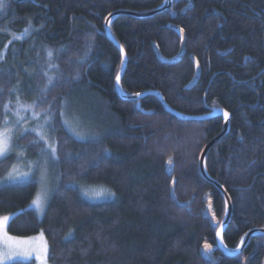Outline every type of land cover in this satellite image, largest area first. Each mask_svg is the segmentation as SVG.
Returning a JSON list of instances; mask_svg holds the SVG:
<instances>
[{"label": "trees", "instance_id": "1", "mask_svg": "<svg viewBox=\"0 0 264 264\" xmlns=\"http://www.w3.org/2000/svg\"><path fill=\"white\" fill-rule=\"evenodd\" d=\"M188 1L192 6L184 11ZM163 5L164 0H4L0 8V129L10 110L30 105L51 118L56 150L55 187L42 217L28 209L38 192L35 181L0 185V217L12 216V236L43 233L49 264L264 263L259 237L243 257L223 255L215 263L201 256L202 245L215 243L216 228L203 216L207 198L217 222L225 209L218 191L200 177L197 161L221 133L222 118L180 121L154 96L133 102L115 90L122 59L104 35L105 19ZM171 27L184 33L185 52L179 62L166 64L154 47L164 59L177 55L181 36ZM109 28L127 57L124 95L154 91L181 114L217 108L230 115L229 130L205 165L233 203L222 240L227 249H237L247 232L264 228V0H172L152 17L117 16ZM194 60L200 75L189 88ZM65 102L69 111L72 104L78 107L88 126L75 129L79 137L64 124ZM17 144L30 161L44 146L32 132ZM15 160L14 154L0 160V180ZM90 187L107 190L109 197L88 199L83 190Z\"/></svg>", "mask_w": 264, "mask_h": 264}, {"label": "rangeland", "instance_id": "2", "mask_svg": "<svg viewBox=\"0 0 264 264\" xmlns=\"http://www.w3.org/2000/svg\"><path fill=\"white\" fill-rule=\"evenodd\" d=\"M24 37V34H15L12 38L22 39ZM72 106L69 111L65 102L62 109V119L67 130L76 137H79L76 131L85 127L88 128V126L82 122L81 119L83 118L77 110L78 107H75L74 104ZM68 115L70 118H68ZM51 122V118L48 115L45 116L41 112L34 111L32 106L18 104L14 110L9 111V116L0 129V134L8 138L7 148L3 154H0V160L10 154L16 156V160L10 164L6 175L0 180V185L24 184L35 181L38 185V192L34 200H37L39 196L40 204L39 206L33 204V200L28 209L34 210L39 217H42L44 213L47 201L54 190L56 182V151L55 156H53L51 148H55V141ZM26 132L34 133L44 144L43 149L34 161L27 159L25 149L17 144V139ZM37 133H40V135ZM41 135L44 137L43 140L40 138ZM45 140L48 141V144H45ZM10 173L16 175L17 179H10ZM21 173H28L29 175L27 178H24L19 175ZM83 191L84 195L90 200L100 201L109 197L107 190L100 187H90ZM3 217H9L10 220L12 216L7 215ZM8 222L0 229V255L7 252H11L12 255L9 259L0 260V264H10L18 261L49 264L47 261L48 247L43 233L25 238L12 236L7 232ZM37 257H40V259H37Z\"/></svg>", "mask_w": 264, "mask_h": 264}, {"label": "water", "instance_id": "3", "mask_svg": "<svg viewBox=\"0 0 264 264\" xmlns=\"http://www.w3.org/2000/svg\"><path fill=\"white\" fill-rule=\"evenodd\" d=\"M176 1L179 2V1H182V0H176ZM171 5H172V0H164V5L162 7L158 8V9H156L154 11L148 12V13H132V12L118 11V12L111 13L105 19L104 25H103L104 35L108 39V41L110 43H112L117 48V50L120 53L121 59H122L121 67H120L119 73L117 75V77H119V80H117V77H116L115 84H114L115 85V90L125 100L133 101V102H138L139 100L143 99L146 96H154L155 98H157L160 101V103H161V105H162V107H163V109L165 110L166 113H168L169 115L175 117L176 119H178L180 121H184V122H187V121L200 122V121L208 120V119L213 118V117H222L223 118V129H222L221 133L219 135H217L216 137H214L212 140H210L205 145V147L202 149V151H201V154H200L199 159H198V170H199L200 177L205 182H207L210 185H212L220 193V196L222 197V199L224 201L225 214H224V218H223L222 222L220 223V225L218 226V228H217V230L215 232V242H216L215 248L219 249L220 252H222L224 255L237 256V255H239L242 252V250L245 247V245L249 242V240L253 236L261 235L264 231L262 229H258V228L251 229L249 232H247L245 234L244 241H242V243L239 245V248L235 252L229 251L227 248L224 247L222 237H223V233H224L225 229L227 228V226H228V224L230 222L233 206H232V202L230 200V197H229L228 193L226 192V190L223 188V186L220 183L216 182L214 179H212L209 176V174L206 172L205 162H206V158H207V155H208L210 149L214 146V144L216 142H218L228 132L230 116L227 115V118H226L225 115H224L226 112L221 110V109H212L210 111V113H208L206 115H185V114H181V113H179L177 111L172 110L166 104V102L164 101V99L162 98V96L158 92L149 91V92L141 93L139 95L126 96V95L123 94L122 90L120 89V82H121V78H122V75H123V72H124V69H125V66H126L127 57H126L124 49L113 38V36H112V34L110 32L109 26H110L112 20L115 17L120 16V15H126V16H130V17H135V18L152 17V16H154V15H156L158 13H161L163 10H166V9L170 8ZM191 6H192L191 2L188 1V7H186L184 9V11H187L188 9H190ZM171 28L172 29H176L179 32L180 36H181L180 47H179V51H178L177 55L174 58H172V59H164L160 55L158 49L156 47H154V50H155L157 58L161 62L166 63V64H175V63L179 62L182 59V57L184 55V52H185V35H184V33L181 30H179V29H177L175 27H171ZM194 64H195V75H194V77H193V79H192V81H191V83L189 85V88H191L194 84H196V82L199 79V75H200V68H199V65H198L196 60H194ZM136 108L139 109V106L136 105ZM142 113H143V111H142ZM167 170L169 171V173L171 172L169 164L167 165ZM173 189H174V184H171V187H170L171 197H172L173 202L176 203ZM181 206H185V204H181ZM203 216L206 219L212 221V218H211V215H210V211L207 208L205 209V211L203 213ZM218 232L220 233L219 236L217 235ZM200 252H201L202 256L205 259H210L211 256H212V251L209 248L206 249L205 245L201 246Z\"/></svg>", "mask_w": 264, "mask_h": 264}, {"label": "snow or ice", "instance_id": "4", "mask_svg": "<svg viewBox=\"0 0 264 264\" xmlns=\"http://www.w3.org/2000/svg\"><path fill=\"white\" fill-rule=\"evenodd\" d=\"M3 6H4V0H0V8H2ZM25 31H27V29H25ZM117 80H119V77H117ZM137 95H139V94H137ZM5 107H7V106H5ZM224 115L227 118L228 114L225 113ZM37 134L40 135V133H37ZM40 138L42 140L44 139V137L42 135L40 136ZM7 139L8 138L6 136H4L3 134H0V154H3L7 148ZM45 144H48L47 140H45ZM55 151H56L55 148L52 147L51 152H52L53 156H55ZM19 175L21 177L27 178L29 174L28 173H21ZM9 178L15 180V179H17V176L10 173ZM33 204L39 206V204H40L39 196H38L37 200L33 201ZM8 220H9V217L0 218V229H2L5 226V224L8 222ZM217 235L219 236L220 233L218 232ZM205 248L208 249V248H210V246L205 245ZM11 255H12L11 252L3 253L2 255H0V260L9 259L11 257ZM37 259H40V257H37Z\"/></svg>", "mask_w": 264, "mask_h": 264}, {"label": "flooded vegetation", "instance_id": "5", "mask_svg": "<svg viewBox=\"0 0 264 264\" xmlns=\"http://www.w3.org/2000/svg\"><path fill=\"white\" fill-rule=\"evenodd\" d=\"M184 12V11H183ZM212 109H217V108H209L208 109V111H206V113L205 114H202V115H206V114H208V113H210V111L212 110ZM229 115V114H228ZM230 116V115H229ZM213 118H215V117H213ZM222 118V117H221ZM210 119H212V118H210ZM209 120V119H208ZM222 120H223V118H222ZM206 121V120H205ZM205 168H206V165H205ZM208 195V194H207ZM232 206H233V203H232ZM208 209L209 211H210V215H211V218H212V221H210V220H208L209 222H210V224H211V226L213 227V228H216V230H217V228H218V226L220 225V223L222 222V221H220V222H217V219H215L213 216H212V206H211V200H210V198H207V201H206V203H205V209ZM224 209H225V207H224ZM258 229H262L263 231H264V228H258ZM225 232V231H224ZM224 234V233H223ZM253 237H259V238H262L263 240H262V242H263V247H264V232L261 234V235H255V236H253ZM253 237L249 240V242L250 241H252V239H253ZM249 242L245 245V247L249 244ZM204 245H209L210 246V250L212 251V256H211V259L209 260L210 262L211 261H214L215 263H217L219 260H220V258L224 255L222 252H220V250L219 249H217V248H215V245H216V242L214 243V244H210V243H205ZM245 247L243 248V250H242V252L239 254V255H237L236 257H243L242 256V254H243V252H244V249H245ZM233 250V249H232ZM231 250V251H232ZM253 254V253H252ZM252 254L249 256H247L248 258H251V256H252ZM201 256H202V254H201ZM227 256V255H226ZM228 257H231V256H228ZM236 257H231V258H236ZM247 257L245 258L244 257V260H246L247 259ZM206 261H208V260H206Z\"/></svg>", "mask_w": 264, "mask_h": 264}, {"label": "bare ground", "instance_id": "6", "mask_svg": "<svg viewBox=\"0 0 264 264\" xmlns=\"http://www.w3.org/2000/svg\"><path fill=\"white\" fill-rule=\"evenodd\" d=\"M205 147V146H204ZM201 154V153H200ZM200 156V155H199ZM198 159H199V157H198ZM197 164H198V161H197ZM207 172V171H206ZM200 175V174H199ZM217 182V181H216ZM224 188V187H223ZM219 193V192H218ZM220 194V193H219ZM222 198V197H221ZM223 200V199H222ZM231 200V199H230ZM232 202V201H231ZM223 203H224V201H223ZM244 239H245V235L242 237V239L240 240V243H239V245L242 243V241H244ZM239 245H238V247H237V249L239 248ZM225 247V246H224ZM226 248V247H225ZM237 249H235V250H232V252H235V251H237ZM229 250V249H228ZM229 251H231V250H229ZM203 257V256H202ZM231 257H234V256H231ZM203 259L204 260H210V259H205L204 257H203Z\"/></svg>", "mask_w": 264, "mask_h": 264}]
</instances>
